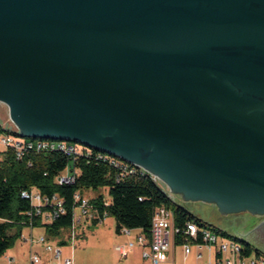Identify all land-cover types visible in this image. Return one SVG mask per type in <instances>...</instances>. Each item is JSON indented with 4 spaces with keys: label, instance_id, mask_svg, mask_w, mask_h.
I'll return each instance as SVG.
<instances>
[{
    "label": "water",
    "instance_id": "water-1",
    "mask_svg": "<svg viewBox=\"0 0 264 264\" xmlns=\"http://www.w3.org/2000/svg\"><path fill=\"white\" fill-rule=\"evenodd\" d=\"M0 102L22 137L264 214V0H0Z\"/></svg>",
    "mask_w": 264,
    "mask_h": 264
},
{
    "label": "trees",
    "instance_id": "trees-1",
    "mask_svg": "<svg viewBox=\"0 0 264 264\" xmlns=\"http://www.w3.org/2000/svg\"><path fill=\"white\" fill-rule=\"evenodd\" d=\"M109 158L105 153L100 156L97 150L75 158L56 150L29 151L20 159L11 150L5 151L0 161V256L21 237L24 227H43L48 237H56L62 229L71 227L77 207L74 193L98 188L107 190L108 199L104 194L89 197L91 208L101 217L104 212L105 217H113L117 233L122 228L141 229L148 238L153 213L157 207L164 206L172 210L173 224L179 228L174 236L177 245L195 241L185 231L186 223L194 222L198 227L211 228L239 242L243 256L263 254L250 242L190 213L185 206L174 201L150 175L140 169L122 172L110 164ZM66 168L71 172L74 169L77 171L75 182L71 185L57 184L55 178ZM127 168L132 167L127 165ZM31 188L46 197L57 195L62 200L63 211L52 221H43L42 212L53 209L49 205L42 206L41 212L37 214L30 200L21 196V191ZM90 223L97 224L98 221L92 219ZM196 241H201L200 237Z\"/></svg>",
    "mask_w": 264,
    "mask_h": 264
},
{
    "label": "built area",
    "instance_id": "built-area-1",
    "mask_svg": "<svg viewBox=\"0 0 264 264\" xmlns=\"http://www.w3.org/2000/svg\"><path fill=\"white\" fill-rule=\"evenodd\" d=\"M7 150H11L15 157L20 159L29 151L39 152L56 150L63 152L71 158H75L78 155H88L91 150L94 149L71 141L22 137L18 134V129L12 122L8 125L0 122V161L2 160L4 152ZM99 153L100 156L104 154L100 151ZM109 162L122 172H133L134 169H140L142 172L146 173L141 168H137L113 156H110ZM127 165L132 168H127ZM76 174L77 171L75 169L71 172L66 168L62 173L57 175L55 180L57 184L71 185L75 182ZM21 196L30 200L37 214L41 212L40 207L42 206L49 205L53 209V211L42 212L43 221L50 222L59 212L63 211L62 200L55 194L51 197H46L40 194L35 188H31L30 190L21 191ZM74 200L77 202V211H74L73 222L71 227H69L71 239H74L75 229L81 222L90 223L92 219H96L98 223H101L106 216L105 212L101 217V215H98L92 210L89 197L85 196L82 192L76 191L74 193ZM106 200L105 198V201ZM132 230L134 229L122 228L120 233L130 234ZM178 231L179 228L175 227L173 224L172 210L164 206H159L153 213L148 238L144 233H138L133 241H129L123 245H116L114 248L121 257H125L128 250L133 248L135 244H146L148 250L142 252V257L147 259L149 264H163L167 261L168 252L174 243V236ZM185 231L187 235L195 240L193 242H184L181 244L185 254H189L192 249H195L199 251L197 253V258H200V250L203 246H208L213 247L218 254L214 264H264V253L260 255L252 254L250 256H243L241 254L242 246L239 242L232 238L222 236L211 228L198 227L194 222H187ZM199 237L201 241H196ZM28 240L30 242L34 241L32 237H29ZM36 241L43 244L45 251L52 255V262H44L38 253H30L27 264H74L70 258L62 259L60 247H54L47 242L45 235L39 236ZM227 254H230L231 258H229Z\"/></svg>",
    "mask_w": 264,
    "mask_h": 264
},
{
    "label": "rangeland",
    "instance_id": "rangeland-1",
    "mask_svg": "<svg viewBox=\"0 0 264 264\" xmlns=\"http://www.w3.org/2000/svg\"><path fill=\"white\" fill-rule=\"evenodd\" d=\"M0 122L7 125L11 124L8 115V108L2 103H0ZM159 184L174 201L185 206V208L190 213L212 224L213 226L229 232L241 239L248 241L246 239V235L260 225L258 224L260 221V217L253 218L252 215L246 211L240 210L230 213H221L218 207L212 203L203 202L200 200H190L189 202L183 203L179 196L171 194L170 192H168V189L165 185L161 183ZM102 193L108 199L107 190L105 188H98L97 190H87L84 194L87 197H91ZM75 211H77V209H75ZM29 231V227L24 229V233H28ZM31 232L34 236H37L38 234L44 233V228H33L31 229ZM69 232V228H64L60 231L58 236H46V238L54 247L57 246V244L61 245L63 252L62 256H64L65 254H70L73 250V258L76 263L108 264V261H110L112 257L115 258L117 256V253L114 251L113 246L115 244L123 243L121 242V234L115 231V221L111 216L105 217L102 223L77 225L76 237L75 241L73 242V249H71L72 242H70L68 239ZM17 240L12 247L7 249L0 256V264H7L10 256L15 257L11 262L12 264H24L27 261L29 254L28 245L24 243L22 244V241L20 242V240ZM61 242L64 243L60 244ZM253 247L257 248L254 245ZM18 248H20V252H18ZM37 248L42 251L43 245L40 244ZM179 250V248L176 249L174 264L183 263L177 257V253L179 254ZM261 252L264 253V251L262 250ZM227 256L231 258L230 254H227Z\"/></svg>",
    "mask_w": 264,
    "mask_h": 264
},
{
    "label": "crops",
    "instance_id": "crops-1",
    "mask_svg": "<svg viewBox=\"0 0 264 264\" xmlns=\"http://www.w3.org/2000/svg\"><path fill=\"white\" fill-rule=\"evenodd\" d=\"M91 197H93V196H91ZM80 224L88 225L89 222H81ZM26 228L27 227H24L22 229L21 237L17 241L20 240V242L22 241L21 242L22 244L24 243V244L28 245L29 254L30 253H38L41 256V258H42V260L44 262H47V263L48 262L49 263L52 262V255L49 252L45 251L44 246H43V250L44 251L43 250L41 251L40 249L37 248V247H39L40 243H38L36 241V239L39 236H44L45 232L43 234H38L37 236H34L32 234V232H31V229H33V228L29 227L30 231L28 233H24V229H26ZM34 228H40V227H34ZM138 233H143V232H142L141 229H134V230L131 231L130 234L120 233L121 236H122L121 242H123V243L122 244H115L113 246V249L117 253V256L115 258L112 257L110 259V261H108V264H149V261L142 257V252L144 250H148V246L146 244L145 245L135 244L133 248L128 250L127 255L125 257H121L120 254L114 248L116 245H123V244H125V243H127L129 241H133L134 237ZM29 237H32L34 239V241L30 242L28 240ZM45 237H46V235H45ZM75 237H76V229H75ZM75 237H74V239H71L70 238V232H69L68 239H69L70 242H72V248L71 249H73V242L75 241ZM47 242H49V241L47 240ZM41 245H43V244H41ZM57 246H59L60 249H61V258L62 259L70 258L74 264H82V263H79V262L76 263V261H74L73 253H72L73 250H72V252L70 254H65L64 256H62V254H63L62 247L59 244H57ZM177 248L180 249L179 250V254L177 253V257L183 262L182 264H200V262H201V264H214L215 259L218 257V254L215 252L213 247L203 246V248L200 250L201 257L197 258V253L199 251H197L195 249H192L189 254H185L182 245H177V244L173 243V245L171 246V248L169 250L167 261L165 263H163V264H174V260H175V257H176V249ZM17 250H18V252H20L19 251L20 248H18ZM29 254H28V258H29ZM9 258H10V261L12 262L13 258H15V257L14 256L13 257L10 256ZM11 262L8 261L7 264H12ZM27 263H28V259H27V261L24 264H27Z\"/></svg>",
    "mask_w": 264,
    "mask_h": 264
},
{
    "label": "flooded vegetation",
    "instance_id": "flooded-vegetation-1",
    "mask_svg": "<svg viewBox=\"0 0 264 264\" xmlns=\"http://www.w3.org/2000/svg\"><path fill=\"white\" fill-rule=\"evenodd\" d=\"M264 110V108L262 109ZM183 203H186V202H189V201H182ZM246 212H249V211H246ZM253 218H256V217H260V221L258 224H260L256 229H258L259 231L262 232V234L264 235V214H253L251 212H249Z\"/></svg>",
    "mask_w": 264,
    "mask_h": 264
}]
</instances>
